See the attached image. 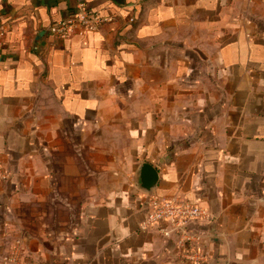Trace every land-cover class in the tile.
Returning <instances> with one entry per match:
<instances>
[{"label": "crops", "instance_id": "1", "mask_svg": "<svg viewBox=\"0 0 264 264\" xmlns=\"http://www.w3.org/2000/svg\"><path fill=\"white\" fill-rule=\"evenodd\" d=\"M82 1L110 20L52 35ZM1 30L0 264H189L143 162L208 209L203 264H264V0H0Z\"/></svg>", "mask_w": 264, "mask_h": 264}, {"label": "built area", "instance_id": "2", "mask_svg": "<svg viewBox=\"0 0 264 264\" xmlns=\"http://www.w3.org/2000/svg\"><path fill=\"white\" fill-rule=\"evenodd\" d=\"M109 20V16L101 14L82 1L69 16L51 24L49 32L56 37L67 38L75 32L96 31ZM3 33L1 30L0 35ZM10 175L0 157V183L6 181ZM144 199L143 208L146 215L142 227L159 228L165 237H175L178 259L189 264L205 263L208 251L199 230L192 225L208 219V209L198 202L165 198L153 192L144 194ZM4 261L9 264H44L25 255L19 245L4 257Z\"/></svg>", "mask_w": 264, "mask_h": 264}, {"label": "water", "instance_id": "3", "mask_svg": "<svg viewBox=\"0 0 264 264\" xmlns=\"http://www.w3.org/2000/svg\"><path fill=\"white\" fill-rule=\"evenodd\" d=\"M139 172L141 188L148 193H152L159 180L158 170L151 163L143 162L139 167Z\"/></svg>", "mask_w": 264, "mask_h": 264}]
</instances>
